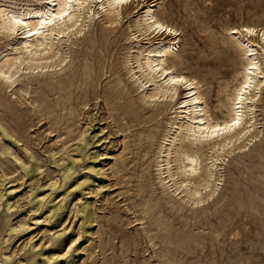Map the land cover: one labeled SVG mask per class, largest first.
Instances as JSON below:
<instances>
[{"label":"rangeland","instance_id":"rangeland-1","mask_svg":"<svg viewBox=\"0 0 264 264\" xmlns=\"http://www.w3.org/2000/svg\"><path fill=\"white\" fill-rule=\"evenodd\" d=\"M141 1L114 23L103 13L81 18L55 40L59 65L0 78V264H264V78L257 135L222 153L219 188L191 205L158 182L151 162L161 135L169 129L168 143L175 133L182 87L174 99L145 96L153 84L133 61L164 37L135 23L138 8L156 1V17L176 29L164 38L175 43L167 64L198 81L213 120L227 119L244 64L228 31L264 30V0ZM16 34L0 29V58L18 52Z\"/></svg>","mask_w":264,"mask_h":264},{"label":"bare ground","instance_id":"bare-ground-1","mask_svg":"<svg viewBox=\"0 0 264 264\" xmlns=\"http://www.w3.org/2000/svg\"><path fill=\"white\" fill-rule=\"evenodd\" d=\"M140 2L142 1L44 0L33 7L4 8L0 5V29L10 34L19 31V37L18 33L16 34L18 38L14 45L16 47L13 48L18 52L0 58V78L10 80L22 66L33 71L36 68L59 65L64 60V56L59 55L54 59L58 52V49L54 48L55 40L59 41L63 35L80 25L78 22L81 18L84 22L85 19L93 18L94 14L103 13L109 23H114L119 20L120 15L127 12L130 5L139 6ZM91 4L96 6V10L92 13H90L93 7ZM155 5L156 1L155 4L145 3L138 8L144 10L137 11L138 17L135 23L142 22L143 26L137 31L142 30L150 37L151 35L154 37L155 33H160L164 37L155 42L149 40L148 46L136 48L133 61L144 79L143 84H153V88L145 96L174 99L177 86L182 87L183 95L177 102L178 106L175 107L179 110L175 114V118H179V121L178 123L173 121L174 117H172L168 125L172 128L173 124H177L175 133L168 143L164 142L170 136L169 129L161 135L151 162L158 173L159 183L166 184L172 193H182L180 198H185V201L191 205H197L212 197L219 188L221 174L217 165L222 153L232 151L231 146L240 140H243V143L235 148L244 147L257 135V122L253 110L264 78V30L257 31L252 26H242L240 29L230 28L228 31L234 36L235 44L244 58V64L241 80L228 97V118L222 121L213 120L207 113L205 102L202 101L198 81L187 77L188 75L180 74L167 64V60L175 51V43L170 41L171 38L167 40L164 38L167 36L175 38L176 29L156 17L152 9ZM86 8L87 11L82 12ZM80 30V27L76 28L73 33H79ZM179 136L181 143L174 147L175 140ZM150 137H153L152 133L147 135V138ZM185 138L187 143L183 141ZM203 148H208L211 153L206 156L202 152ZM172 163L175 166L174 170ZM177 176H181V179L176 180ZM144 186L146 184L142 183V187ZM87 212L88 210H84L86 220H88ZM161 225L166 229L165 224L160 223Z\"/></svg>","mask_w":264,"mask_h":264}]
</instances>
